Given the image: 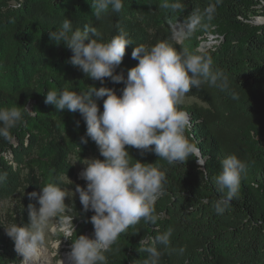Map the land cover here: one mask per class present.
<instances>
[{"label": "trees", "instance_id": "16d2710c", "mask_svg": "<svg viewBox=\"0 0 264 264\" xmlns=\"http://www.w3.org/2000/svg\"><path fill=\"white\" fill-rule=\"evenodd\" d=\"M160 2L123 0L120 13L110 11L98 21L91 0H0V108L17 105L36 111L11 129L12 143L0 138V174L7 173L0 183V204H15L0 213V264H20L4 227L29 224L28 205L37 209L40 205L28 194L40 193L50 182L73 192L77 185L86 188L87 182L75 181L74 163L82 166L89 156L104 159L90 138L81 143L86 124L79 112H57L45 103L44 94L65 88L80 92L95 85L112 88L119 96L124 87L110 78L103 84L87 78L70 63L72 51L50 40L49 31L59 30L65 19L74 29L95 27L104 41L120 30L128 35L134 45L126 46L115 74L126 77L138 64L131 56L134 46L166 41L178 50L200 49L210 56L213 67L223 70L231 90L238 94L233 100L228 92L204 84L185 95L200 104L178 105L189 114L191 126L185 135L206 157L207 178L194 158L169 165L154 152L126 146L132 163L138 160L165 171L164 192L155 204L156 212L164 215L155 226L143 220L130 226L106 253L108 264H143L147 253L138 251L139 241L169 228L170 245H157L162 252L159 264H264V23H251L256 17L264 18V0H182L183 10L176 13L161 9ZM209 5L215 7L211 20L205 18L191 37L173 38V24ZM213 31L219 35L216 44L201 46ZM103 99L96 101L101 112ZM231 154L249 162V167L237 196L223 214H217L214 204L224 193L218 191L213 177L220 171V161ZM67 205L72 208L68 214L76 216L77 237L93 236L94 212L83 210L78 194ZM56 237L62 239V234L57 232ZM66 244L71 250L72 241L66 239Z\"/></svg>", "mask_w": 264, "mask_h": 264}, {"label": "clouds", "instance_id": "9594fccd", "mask_svg": "<svg viewBox=\"0 0 264 264\" xmlns=\"http://www.w3.org/2000/svg\"><path fill=\"white\" fill-rule=\"evenodd\" d=\"M90 5L98 21L110 11L120 13L124 7L123 0H91ZM159 7L169 13L183 10L182 0H161ZM214 12V5L202 11L193 10L184 21L172 25L173 38L177 35L191 37L205 18H213ZM49 37L72 51L70 63L87 78L102 84L105 78H110L113 83L124 84L119 96L112 88L95 85L80 92L65 88L48 90L44 94L45 103L53 105L57 112L65 109L79 112L86 124L81 143L86 144L90 138L104 158L86 160L80 173L87 182L86 188L77 185L71 197L78 194L83 210L94 212L90 222L95 238L77 237L73 225L76 216L68 214L72 208L65 203V199L70 198L68 191L57 182L47 183L40 193L28 194L40 205L38 209L33 204L28 205L29 224L14 223L3 227L14 242L16 253L22 257L20 264H43L46 231L51 221L56 222L62 238L72 241L69 264H108L106 253L112 250L122 233L141 220L155 226L164 215L156 212L155 204L164 192L165 171L138 160L132 163L126 146L142 153L154 152L169 165L194 158L207 178L206 157L185 135L191 126L189 114L178 105L193 88L199 89L204 84L228 92L233 100L238 99V94L231 90L223 70L214 68L212 58L202 54L200 49L190 52L181 47L178 50L166 41L151 47L134 46L131 56L138 64L129 69L125 77L123 73L115 74V70L125 56L126 46L134 44L123 30L104 41L95 27L85 25L82 29H74L71 20L65 19L59 30L49 31ZM105 97L101 112L96 101ZM35 115L36 111L27 106L0 108V138L12 143L11 129L25 123L26 116ZM220 166L213 177L218 191L224 193L214 204L217 214H223L237 196L249 162L231 154L220 161ZM6 179L7 173L0 174V183ZM74 234L75 239L72 238ZM171 235L169 228L139 241L138 251L147 253L143 264H159L162 252L157 245L168 247ZM178 251L183 253L184 249Z\"/></svg>", "mask_w": 264, "mask_h": 264}, {"label": "rangeland", "instance_id": "374dc122", "mask_svg": "<svg viewBox=\"0 0 264 264\" xmlns=\"http://www.w3.org/2000/svg\"><path fill=\"white\" fill-rule=\"evenodd\" d=\"M254 21V19L251 21V23ZM219 35L216 32H211L209 34L206 35V39L205 42L206 44H210V45H215L216 41H217V37ZM182 38L181 35H177L176 36V40L180 41ZM192 103H198L200 104L197 100H195L194 98H189V97H184L182 99L181 104L187 105V104H192ZM95 158V156H89L86 158V160L88 159H93ZM84 161V163H87V161ZM83 163L82 166H78L76 163H74V165L77 167V173H76V180L75 181H83L86 182L85 180H83L80 177V173L83 171V169L85 168V164ZM72 180H68L67 182H71ZM68 191V195L70 198H66L65 199V203L67 204L72 198L73 193L70 189H65ZM77 195V194H76ZM75 195V196H76ZM74 196V197H75ZM14 202H6V203H1L0 204V213H5L8 210H11L14 207ZM58 232L57 230V224L55 221H51L49 223V228L46 231V250H48V252L51 255V264H58L60 260H62L63 255L66 253L70 252L69 247L66 244V239L62 238L59 239L56 237V233ZM62 234V233H61ZM90 238H93L92 234H89ZM22 259V257L20 256V260Z\"/></svg>", "mask_w": 264, "mask_h": 264}, {"label": "bare ground", "instance_id": "6f19581e", "mask_svg": "<svg viewBox=\"0 0 264 264\" xmlns=\"http://www.w3.org/2000/svg\"><path fill=\"white\" fill-rule=\"evenodd\" d=\"M61 261H63L64 264H69V262H68V253L63 255L62 260H60L58 264H61ZM43 264H51V255L48 252V250H46L45 253H44Z\"/></svg>", "mask_w": 264, "mask_h": 264}, {"label": "water", "instance_id": "95a60500", "mask_svg": "<svg viewBox=\"0 0 264 264\" xmlns=\"http://www.w3.org/2000/svg\"><path fill=\"white\" fill-rule=\"evenodd\" d=\"M254 25H260L264 23V18L262 17H256L254 18V21L252 22ZM87 236H89V234H86ZM95 238V235H93V239Z\"/></svg>", "mask_w": 264, "mask_h": 264}, {"label": "built area", "instance_id": "2783aa9c", "mask_svg": "<svg viewBox=\"0 0 264 264\" xmlns=\"http://www.w3.org/2000/svg\"><path fill=\"white\" fill-rule=\"evenodd\" d=\"M210 44L202 43L201 46H209Z\"/></svg>", "mask_w": 264, "mask_h": 264}]
</instances>
